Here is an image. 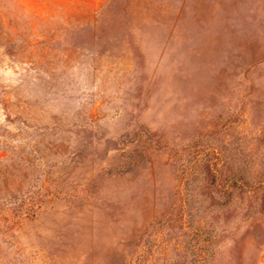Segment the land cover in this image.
Here are the masks:
<instances>
[{
	"label": "rangeland",
	"instance_id": "1",
	"mask_svg": "<svg viewBox=\"0 0 264 264\" xmlns=\"http://www.w3.org/2000/svg\"><path fill=\"white\" fill-rule=\"evenodd\" d=\"M16 1L0 264H264V0Z\"/></svg>",
	"mask_w": 264,
	"mask_h": 264
},
{
	"label": "trees",
	"instance_id": "2",
	"mask_svg": "<svg viewBox=\"0 0 264 264\" xmlns=\"http://www.w3.org/2000/svg\"><path fill=\"white\" fill-rule=\"evenodd\" d=\"M16 0H0V41L2 39V29L7 26L10 29H15L14 16L17 14L28 17L29 26H32V16L27 14ZM12 39L8 40L11 43Z\"/></svg>",
	"mask_w": 264,
	"mask_h": 264
}]
</instances>
